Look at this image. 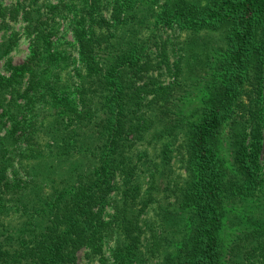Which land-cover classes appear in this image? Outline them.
I'll list each match as a JSON object with an SVG mask.
<instances>
[{
    "label": "trees",
    "instance_id": "obj_1",
    "mask_svg": "<svg viewBox=\"0 0 264 264\" xmlns=\"http://www.w3.org/2000/svg\"><path fill=\"white\" fill-rule=\"evenodd\" d=\"M95 1L57 0L44 9L36 0L0 1V28L21 20L31 39L26 59L11 64L9 76L0 72V131L7 124L0 133V264H73L82 249L100 264L264 258V209L250 217L252 230L233 244L229 261L221 240L225 202L255 199L261 186L264 0L161 6L160 20L191 32L188 76L211 67L200 32H218L223 42L196 119L176 108L186 75L166 87L148 81L161 67L142 29L155 15L152 4L114 0L109 17H95ZM80 4L89 6L81 14L73 10ZM65 11L74 13L69 28L79 55L69 92L53 68L56 17ZM12 46L0 43V60ZM225 125L232 169L218 153ZM148 137L152 147L142 148Z\"/></svg>",
    "mask_w": 264,
    "mask_h": 264
},
{
    "label": "rangeland",
    "instance_id": "obj_2",
    "mask_svg": "<svg viewBox=\"0 0 264 264\" xmlns=\"http://www.w3.org/2000/svg\"><path fill=\"white\" fill-rule=\"evenodd\" d=\"M2 4L9 5L12 2H17V0H0ZM39 5H42L44 9L48 4H55L57 0H36ZM198 1L202 5H205L209 0H194ZM89 2V1H88ZM141 4L148 5L152 4L155 15L149 21V25L143 27L145 30L144 38L151 39L152 45L147 44L149 50L154 52L156 60L161 61V67L153 71L154 82L152 79H149L150 86L155 88L166 87L170 84H174L177 81H180L184 78H187L182 95L179 98L178 105L176 108L184 111V114L192 119L200 117L202 108L205 106V99L207 98V92L205 90V82L208 79H211L215 75L216 60L221 57L222 51L217 48V46L223 45V42L219 39L218 32L214 31H205L200 32L202 45L207 43L208 45V59L211 61V67L204 72L200 77L194 78L188 76L187 64L190 63L189 60V51L191 49L184 50L185 46H189L191 35L190 31L180 29L175 23L167 24L165 20H160L159 13L162 12V7L165 0H140ZM87 5V4H86ZM83 4L78 5V7L73 8V10H78L79 14L82 11H86L89 6L83 8ZM114 6V0H97L90 7L95 12V17L102 14L106 17L110 16L111 8ZM83 8V9H82ZM74 17V13L65 11L62 16L56 17V27L57 33L52 37L54 49L58 51L56 57H58L57 62L54 64L53 68L57 70L58 78L57 82L65 86L66 91L72 89V82H78L76 79L75 67L79 65V55L77 51V46L75 40L72 36L71 29L69 28V23ZM23 22L21 20L13 21L9 20L7 25L0 28V43L9 42L12 43V48L6 53L0 60V72L9 76L11 73L10 65H16L23 62L30 53L31 39L26 35L23 28ZM117 33L120 34L119 30ZM211 35H215L212 37ZM198 39V40H199ZM153 43L155 45H153ZM199 49V48H198ZM201 56V55H200ZM50 64V62L48 61ZM193 63V61H192ZM197 64L196 67H201V63ZM262 101L264 105V94L262 95ZM262 123H263V138H262V151L259 156L260 160V191L257 194V198H244L242 201H231L228 200L225 202V217L223 220V227L221 229V240H222V249L225 261H229L231 258V248L235 242H240L243 244V238L246 233L252 230L254 223L250 217L259 218L262 217L264 209V106L262 112ZM7 128L6 126L0 133H4ZM229 127L225 125L221 134L219 135V145L218 153L221 158L225 161V164L229 169L231 167V143L229 137ZM166 138L162 139L160 142L156 143V146L159 147ZM150 137L145 140H142V148L150 145ZM177 143L173 145L175 149ZM152 147V145H150ZM177 154V150L173 152ZM180 163H175L172 168L176 169V172H179L178 168ZM165 181V180H163ZM164 183L160 184L159 196H164L165 192L163 189ZM166 201V200H163ZM113 201H110L105 206V215L107 219H110L111 214L113 213ZM147 227V226H146ZM113 243L109 242L106 246V255L110 257L111 249L113 248ZM235 252V251H234ZM249 261H251L249 263ZM246 264H264V258L256 256L254 259L248 260L245 259ZM73 264H100L97 257H89L85 250H80L77 254V259ZM244 264V262H243Z\"/></svg>",
    "mask_w": 264,
    "mask_h": 264
}]
</instances>
